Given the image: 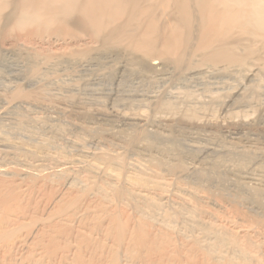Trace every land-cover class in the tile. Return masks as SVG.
Returning <instances> with one entry per match:
<instances>
[{"label":"bare ground","instance_id":"1","mask_svg":"<svg viewBox=\"0 0 264 264\" xmlns=\"http://www.w3.org/2000/svg\"><path fill=\"white\" fill-rule=\"evenodd\" d=\"M37 5L89 44L0 43V264H264V0Z\"/></svg>","mask_w":264,"mask_h":264},{"label":"rangeland","instance_id":"2","mask_svg":"<svg viewBox=\"0 0 264 264\" xmlns=\"http://www.w3.org/2000/svg\"><path fill=\"white\" fill-rule=\"evenodd\" d=\"M37 2V0H34V2H33V0H0V3L2 4H0V34L4 37V39H3V37L2 36H0V43L2 42V40L3 41H11V42H15V40L19 43H17V42H15V45L17 44L18 46H21V47H23V45H25V47H23L24 49H26V45H27V51H28V48H29V51L31 50V48H33V49H35V50H33L32 49V51H30L31 53H36V51H37V55H39L38 53H40L41 54V57L43 56L44 57V53L46 52L47 54H45L46 56L47 55H49L48 54V52L50 53V55L49 56H52L53 55V51H55L56 49V52L55 53H57V52H60V53H57L58 54V57L61 55V54H63V55H61V57L63 56V57H66V52L68 53V51L70 50V49H72V50H70V52L71 51H73L74 50V53L76 52V50H78V52H76L77 54H79V53H82V51H85V49L87 50L88 48H87V45L89 44V42H86V40L85 39H87L88 41H89V39L87 38L88 37V35H89V30L87 31L85 28H87L86 26L85 27H83L84 26V24H82V21L78 18V17H80V15L81 14H79V13H77V12H75L76 14H74V15H71V17H70V19L68 20V26H67V24H64V26L66 27H64V28H62V26H61V23H60V21H58V20H56V21H58V22H56L55 20H53L52 21V23H55L54 25H52V23H50L51 24V26L49 25V24H47V25H49L50 26V28L51 29H54L53 31H59V29L62 31L63 29V32L64 31H66V35H65V32L64 33H60V31L58 32V34H55V32H53V33H51L52 32V30H50L49 31V26L47 27L46 26V30L45 29H42V28H40L39 26H37V24L39 25V24H41V23H44V21L42 22V20L43 19H41L40 20V23H37V22H35V24H34V22H33V24L30 22V21H28V25L29 26H27V25H21L20 23V21H19V12H21L22 10H23V8H25V6H27L28 7V2H33L32 4H31V6H30V9H31V11H30V9H29V7H28V9H29V11L30 12H33L32 11V9L34 10L35 8H37V3H39V5H40V2H43L45 5H47V0H38L39 2ZM49 1H51V0H49ZM46 2V3H45ZM49 3V2H48ZM26 4V5H25ZM29 4V5H30ZM34 4V6H32ZM22 5H23V8H20V7H22ZM25 5V6H24ZM27 7H26V9H27ZM31 7H33V8H31ZM39 7V6H38ZM16 8H17V11H19V12H17V14H16ZM20 8V9H19ZM40 8H42V9H44V7L43 6H41ZM19 9V10H18ZM26 9H25V11H26ZM15 11V12H14ZM7 12H9V13H11L12 12V16L15 18L16 17V19H14L12 16L9 18V15H11V14H9V13H7ZM6 13L7 14H9V15H7V16H5L6 15ZM14 13H15V15H14ZM18 15V16H17ZM73 16L74 17H76V16H78L77 18H73ZM8 17V18H7ZM14 20H13V19ZM46 18V17H45ZM44 18V19H45ZM72 18V19H71ZM76 19V20H75ZM15 20H17V22H15ZM70 20H72V22H73V20H74V25H73V23H71L70 22ZM47 21H49L48 20V17H47ZM46 21V22H47ZM75 21L77 22V23H75ZM24 22V21H23ZM38 22H39V20H38ZM69 22L71 23L70 25H73L74 27H72V26H70L69 25ZM13 23V24H12ZM15 23V24H14ZM30 23H31V25H33V27H34V25L36 26V30L32 27V26H30ZM57 23H59L60 25H59V27H58V24ZM12 24V25H11ZM18 24H19V26H18ZM24 24H27L26 22L24 23ZM57 24V25H56ZM75 24H76V26L78 25V27L77 28H79V30L77 31V28H75L76 26H75ZM81 24V25H80ZM41 25H43V24H41ZM40 25V26H41ZM18 28H17V27ZM52 26H53V28H52ZM54 26H55V28H54ZM83 28H82V27ZM20 27H22L23 29H21ZM42 27V26H41ZM43 27H45L44 25H43ZM70 29V27H71V32H67V29L68 28ZM20 28V30H17V29H19ZM37 28H39V29H37ZM73 28V29H72ZM69 29H68V31H69ZM82 29V30H81ZM41 30H45V31H41ZM73 30L76 32V34H78L77 36H76V34H74L75 32H73ZM84 30V31H83ZM79 31L80 32H84V35H83V33H80L79 34ZM85 31H86V34H88V35H86V37H85ZM43 34H42V33ZM73 32V33H72ZM45 33H47V34H50V35H44ZM59 33H60V35H62V36H60L59 35ZM55 34V35H54ZM63 34H64V36H66V37H63ZM70 34H73L72 36L70 35ZM60 37L59 39H58V37ZM69 35H70V37H69ZM55 36V37H54ZM53 37V38H52ZM68 37V38H67ZM78 37H79V39H78ZM85 37V38H84ZM62 38V39H61ZM65 40H64V39ZM67 38V39H66ZM74 38V39H73ZM69 39H71L70 41H69ZM14 40V41H13ZM53 40V41H52ZM57 40V41H56ZM60 40V41H59ZM61 40H63V41H61ZM57 43H56V42ZM66 41H67V43H66ZM47 42V43H46ZM60 42V43H59ZM62 42V43H61ZM67 44V45H65V43ZM74 42V43H73ZM78 42V43H77ZM83 42V43H82ZM63 43H64V45H63ZM86 43H88L87 45H85ZM14 44V43H13ZM74 44H76V45H74ZM82 44V45H81ZM71 45V46H70ZM76 47L77 46V48H75L74 46ZM83 45H84V48H83ZM63 47V49H65L64 48V46H68V48H70V49H68V48H66L65 49V53H61L62 52V48L61 47ZM70 46V47H69ZM81 46V47H80ZM50 48H51V50H50ZM61 48V49H60ZM83 48V50H81ZM45 49V50H44ZM49 49V50H48ZM44 50V51H43ZM48 52H47V51ZM53 50V51H52ZM59 50H61V51H59ZM33 51H35V52H33ZM52 51V52H51ZM42 52V53H41ZM44 52V53H43ZM68 53V54H72L73 52H71V53ZM54 53V55L52 56V57H57V54H55ZM73 53V54H74ZM43 54V55H42ZM60 54V55H59ZM67 54V55H68ZM69 56V55H68ZM1 89V88H0ZM17 112H19V113H21V112H23L24 110H22V109H15ZM61 124V123H60ZM62 125H63V123H62Z\"/></svg>","mask_w":264,"mask_h":264}]
</instances>
